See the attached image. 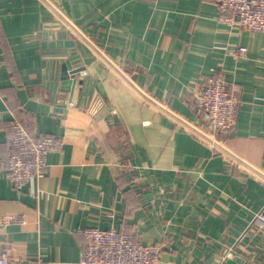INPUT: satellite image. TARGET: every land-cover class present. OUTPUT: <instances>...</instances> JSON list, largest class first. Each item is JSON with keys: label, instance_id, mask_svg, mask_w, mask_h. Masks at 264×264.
<instances>
[{"label": "crops", "instance_id": "1", "mask_svg": "<svg viewBox=\"0 0 264 264\" xmlns=\"http://www.w3.org/2000/svg\"><path fill=\"white\" fill-rule=\"evenodd\" d=\"M216 16L211 0H0V160L13 111L60 141L22 189L0 168L10 264H81L89 227L158 247L159 264L264 245L250 231L264 204V32ZM70 55L86 73L72 98L58 80ZM208 75L240 100L212 141L193 97Z\"/></svg>", "mask_w": 264, "mask_h": 264}, {"label": "built area", "instance_id": "2", "mask_svg": "<svg viewBox=\"0 0 264 264\" xmlns=\"http://www.w3.org/2000/svg\"><path fill=\"white\" fill-rule=\"evenodd\" d=\"M211 1L216 5L218 23L242 30L264 32V0ZM231 53L243 56L244 49L233 47ZM50 66L47 69L49 75ZM193 97L201 113V133L206 138L215 140L217 136L228 134L235 128L240 100L220 75L204 77L193 91ZM8 130L6 152L0 160V168L15 188L22 189L43 176L47 167V154L57 150L60 141L52 135L31 134L26 125L14 115L8 121ZM13 219V215H3L0 223ZM250 231L253 235L264 233V204L251 221ZM82 232L85 242L79 259L81 264H159L158 247L135 241L127 232L98 227L85 228ZM243 247L248 252L246 257L250 259L258 260L264 256V245L256 248L242 242L228 248L219 259L232 257L237 248L243 251ZM0 264H10V255L6 249H0Z\"/></svg>", "mask_w": 264, "mask_h": 264}, {"label": "water", "instance_id": "3", "mask_svg": "<svg viewBox=\"0 0 264 264\" xmlns=\"http://www.w3.org/2000/svg\"><path fill=\"white\" fill-rule=\"evenodd\" d=\"M84 67L82 63L79 61L77 55H70L67 58H64L59 63V73L58 80L60 82L61 88H64L70 93V97L72 98L75 86L77 83L82 84V79H78L81 75H85L83 72ZM250 249V247H249ZM241 254L247 256V251H241L237 248V251L234 252L232 257H227L223 260L215 259L212 264H236L242 263L244 261Z\"/></svg>", "mask_w": 264, "mask_h": 264}, {"label": "trees", "instance_id": "4", "mask_svg": "<svg viewBox=\"0 0 264 264\" xmlns=\"http://www.w3.org/2000/svg\"><path fill=\"white\" fill-rule=\"evenodd\" d=\"M9 104H11V103H9ZM15 110V109H14ZM15 114V117H17L19 120H21L25 125H26V127L30 130V127H29V125H28V123L26 122V121H24V120H22L20 117H18L17 116V113L15 112V111H13ZM7 127H8V123H7Z\"/></svg>", "mask_w": 264, "mask_h": 264}]
</instances>
